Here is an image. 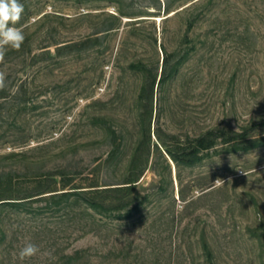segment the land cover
Masks as SVG:
<instances>
[{
    "label": "rangeland",
    "instance_id": "rangeland-1",
    "mask_svg": "<svg viewBox=\"0 0 264 264\" xmlns=\"http://www.w3.org/2000/svg\"><path fill=\"white\" fill-rule=\"evenodd\" d=\"M20 2L15 26L25 40L0 63L9 82L0 99V174L24 180L65 169L83 187L122 183L145 139L149 162L137 189L148 200L119 219L12 213L0 229V264H67L64 255L82 249L84 264H207L205 244L215 264H264V147L219 145L193 167H176L166 154L217 128L264 135V0ZM88 36L100 38L90 51L56 55L54 44ZM165 49L184 58L159 85ZM140 64L157 74L146 120ZM28 242L40 252L20 261Z\"/></svg>",
    "mask_w": 264,
    "mask_h": 264
},
{
    "label": "trees",
    "instance_id": "trees-1",
    "mask_svg": "<svg viewBox=\"0 0 264 264\" xmlns=\"http://www.w3.org/2000/svg\"><path fill=\"white\" fill-rule=\"evenodd\" d=\"M194 26L193 22L188 25V30ZM111 30L104 29V31ZM98 34V33H97ZM100 41L99 37L88 36L80 41L68 44H54L56 55L61 56L66 53H83L93 49ZM43 47V52L50 54ZM161 65L159 85H163L179 69L184 58L176 61L175 52L168 53L165 49ZM188 53L185 54L187 56ZM136 68H143L146 72V81L141 88L139 100L143 108L142 117L151 119L154 110V89L157 83V74L145 65H133ZM159 68L155 71L158 72ZM6 97V89L0 90V99ZM145 117V118H144ZM144 135H146V127ZM116 135V131H112ZM150 141V133L147 137ZM222 145L226 151L248 152L252 149L264 147V135H251V129L235 131L228 128L212 129L195 138L188 137L185 141H180L174 148L167 149L166 154L176 167H193L200 163L211 150H217ZM118 149V148H117ZM114 148L108 161L116 155ZM149 147L146 146L145 139L141 140L135 148L129 161L128 175L122 183L100 184L98 180H91L85 187L77 185L75 179L65 169H57L52 172L36 175L32 178L19 179L11 172L0 174V229L3 221L11 217L23 215L30 220L41 219L46 212L54 214L63 209H68L72 213L81 211L90 216L93 213L106 215L116 219L130 217L141 210L147 200L148 195H142L137 189L138 182L143 176L149 162ZM207 264H215L213 255L209 247L205 244ZM87 250H76L72 254L64 255L67 264H84L87 260ZM91 261H87L90 263Z\"/></svg>",
    "mask_w": 264,
    "mask_h": 264
},
{
    "label": "clouds",
    "instance_id": "clouds-1",
    "mask_svg": "<svg viewBox=\"0 0 264 264\" xmlns=\"http://www.w3.org/2000/svg\"><path fill=\"white\" fill-rule=\"evenodd\" d=\"M23 13L24 5L20 0H0V63L4 62L8 48L19 50L24 43L25 35L22 29L15 26L21 20ZM8 86L6 72L0 71V90ZM223 182L217 179L215 184ZM39 252L40 248L36 244L28 242L19 250L18 258L24 261L36 256Z\"/></svg>",
    "mask_w": 264,
    "mask_h": 264
}]
</instances>
